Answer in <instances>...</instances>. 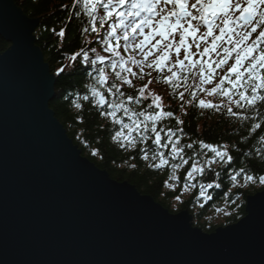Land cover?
<instances>
[{"label":"water","instance_id":"water-1","mask_svg":"<svg viewBox=\"0 0 264 264\" xmlns=\"http://www.w3.org/2000/svg\"><path fill=\"white\" fill-rule=\"evenodd\" d=\"M38 27L0 0V264H264V191L209 234L83 157L50 108Z\"/></svg>","mask_w":264,"mask_h":264},{"label":"snow or ice","instance_id":"snow-or-ice-1","mask_svg":"<svg viewBox=\"0 0 264 264\" xmlns=\"http://www.w3.org/2000/svg\"><path fill=\"white\" fill-rule=\"evenodd\" d=\"M66 7L69 24L78 20L79 31L94 34L90 43L95 46L70 57L80 58L92 81L86 86L90 95L82 99L94 102L118 126L113 139L120 147L142 152L149 167L170 166L169 180L176 181V171L185 166L186 180L192 182L208 173L219 176L214 165L239 163L228 144L191 138L182 143L185 121L165 110L163 96L151 88L158 81L172 89L182 107L246 122L244 135L260 145L247 155L264 159V0H73ZM53 32L64 38L67 25ZM136 81L145 83L137 88ZM166 120H174L173 127ZM225 174L237 188L264 185V175L248 174L242 166ZM194 187L184 184L185 189ZM198 187L199 196L210 201L208 190L221 183L201 181ZM259 240L264 247V219Z\"/></svg>","mask_w":264,"mask_h":264},{"label":"trees","instance_id":"trees-1","mask_svg":"<svg viewBox=\"0 0 264 264\" xmlns=\"http://www.w3.org/2000/svg\"><path fill=\"white\" fill-rule=\"evenodd\" d=\"M14 2L28 18L39 21V27L35 32L36 45L43 51L45 61L56 75L55 99L50 103V108L73 143L81 150L83 157L89 159L99 169L107 171L111 179L120 183L127 182L142 195L152 197L170 213L189 211L193 216L194 226L205 233L211 234L219 227L233 225L246 216L247 197L264 191V185L255 183L237 188L225 174L226 172L234 174L242 166L248 174L257 177L264 175V159L247 155L260 145L252 136L244 135L246 122L238 123L235 118L221 116L214 111L200 110L198 107H182L179 98L172 97V89L166 88L158 81L153 84L152 90L163 96L165 110H173L174 118L179 117L185 121L182 143L191 138L217 146L228 144L230 151L239 158V163L233 167L214 165L215 171L220 173L219 176L208 173L203 178L197 177L196 181L188 182L186 173L189 169L185 166L176 171L178 181L169 180L172 175L170 166L162 169L149 167L150 161L142 159V152L120 147L113 139L118 126L113 125L111 119L106 118L103 112L95 107L94 102L90 104L89 101L82 99L84 95H90L86 91V86L92 81L85 75L80 58L72 61L70 57L81 49L87 51L89 47L95 45L90 43L94 39V34H83L78 30L80 25L78 20L74 19L70 24L68 22L67 16L71 13L66 6H70L73 0H14ZM63 25H67V32L64 38H60L53 29L59 31ZM9 47L10 45L0 37V54ZM62 67L64 71L60 72L59 69ZM87 71L90 72L91 69ZM143 83L145 81H141L140 84L136 81V87H141ZM127 91L131 94L133 90ZM148 95L151 96L152 92L150 91ZM77 103H80L82 108H77ZM165 123L173 127L174 120H166ZM149 155L151 156V151ZM201 181L221 183L220 188L208 190L212 193V200L205 201L199 196L198 184ZM186 182L194 183L196 187L185 189ZM170 184L175 185V188L169 187Z\"/></svg>","mask_w":264,"mask_h":264},{"label":"rangeland","instance_id":"rangeland-1","mask_svg":"<svg viewBox=\"0 0 264 264\" xmlns=\"http://www.w3.org/2000/svg\"><path fill=\"white\" fill-rule=\"evenodd\" d=\"M147 79V78H146ZM141 81H137L138 84H140ZM157 82L154 83V85L156 84ZM153 86V85H152ZM208 99H212V98H208ZM213 102H217V101H213Z\"/></svg>","mask_w":264,"mask_h":264}]
</instances>
